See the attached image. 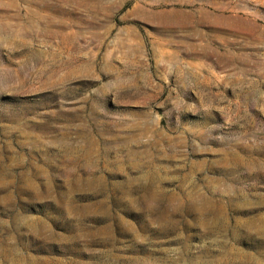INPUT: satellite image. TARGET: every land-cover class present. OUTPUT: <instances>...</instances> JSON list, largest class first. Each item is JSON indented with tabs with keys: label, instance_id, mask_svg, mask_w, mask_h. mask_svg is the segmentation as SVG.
Here are the masks:
<instances>
[{
	"label": "rangeland",
	"instance_id": "rangeland-1",
	"mask_svg": "<svg viewBox=\"0 0 264 264\" xmlns=\"http://www.w3.org/2000/svg\"><path fill=\"white\" fill-rule=\"evenodd\" d=\"M0 264H264V0H0Z\"/></svg>",
	"mask_w": 264,
	"mask_h": 264
}]
</instances>
